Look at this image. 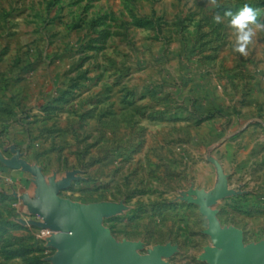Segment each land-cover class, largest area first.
I'll return each mask as SVG.
<instances>
[{
	"label": "rangeland",
	"instance_id": "obj_1",
	"mask_svg": "<svg viewBox=\"0 0 264 264\" xmlns=\"http://www.w3.org/2000/svg\"><path fill=\"white\" fill-rule=\"evenodd\" d=\"M246 4L264 23V0H0V264H54L41 182L138 256L211 264L208 214L261 248L264 29L243 56L224 16Z\"/></svg>",
	"mask_w": 264,
	"mask_h": 264
},
{
	"label": "water",
	"instance_id": "obj_2",
	"mask_svg": "<svg viewBox=\"0 0 264 264\" xmlns=\"http://www.w3.org/2000/svg\"><path fill=\"white\" fill-rule=\"evenodd\" d=\"M68 184L53 182L46 188L39 183L29 204L30 209L37 210L41 227L53 232L51 242L58 249L54 264H167L163 257L170 254L169 248L138 256L130 246L117 244L102 227L97 207L78 210L59 196V190ZM208 217V233L215 247L206 257L211 264H264V242L260 249H246L239 232L223 231L213 215Z\"/></svg>",
	"mask_w": 264,
	"mask_h": 264
},
{
	"label": "clouds",
	"instance_id": "obj_3",
	"mask_svg": "<svg viewBox=\"0 0 264 264\" xmlns=\"http://www.w3.org/2000/svg\"><path fill=\"white\" fill-rule=\"evenodd\" d=\"M258 11L249 5H245L238 13L233 14L231 11L224 13L225 17H230L228 27L233 31L235 41L233 51L247 56V48L253 43L257 30L264 29V23L258 21ZM217 23H220L222 17H214Z\"/></svg>",
	"mask_w": 264,
	"mask_h": 264
},
{
	"label": "built area",
	"instance_id": "obj_4",
	"mask_svg": "<svg viewBox=\"0 0 264 264\" xmlns=\"http://www.w3.org/2000/svg\"><path fill=\"white\" fill-rule=\"evenodd\" d=\"M43 232H45L46 234H52L53 232L51 231V230H49V229H46L45 231H43Z\"/></svg>",
	"mask_w": 264,
	"mask_h": 264
},
{
	"label": "crops",
	"instance_id": "obj_5",
	"mask_svg": "<svg viewBox=\"0 0 264 264\" xmlns=\"http://www.w3.org/2000/svg\"><path fill=\"white\" fill-rule=\"evenodd\" d=\"M24 189H26V191L28 192L29 191V189H28V186H24Z\"/></svg>",
	"mask_w": 264,
	"mask_h": 264
}]
</instances>
